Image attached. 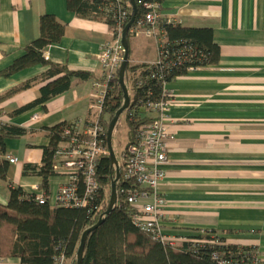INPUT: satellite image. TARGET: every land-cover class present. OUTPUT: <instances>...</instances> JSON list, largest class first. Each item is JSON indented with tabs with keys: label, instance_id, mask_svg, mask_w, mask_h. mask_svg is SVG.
Instances as JSON below:
<instances>
[{
	"label": "crops",
	"instance_id": "0c3cea01",
	"mask_svg": "<svg viewBox=\"0 0 264 264\" xmlns=\"http://www.w3.org/2000/svg\"><path fill=\"white\" fill-rule=\"evenodd\" d=\"M160 6L163 19L170 18L174 25L211 29L220 51L217 65L190 69L165 85L172 101L168 126L175 140L158 188L166 200L163 230L186 239L212 231L225 245L254 248L264 264V0H163ZM45 14L65 26L61 41L44 50L45 59L87 72L92 79L74 82L44 108L16 117L9 114L34 101L41 85L0 103V122L26 130L23 137L6 141V156L18 162L9 163L7 179H0V205L8 202L11 188L43 196L41 178L24 168L41 165L42 149L49 144L47 130L78 122L92 126L101 115L93 108V83L101 77L99 55L112 29L78 19L67 11L66 0H0V96L46 70L36 65L4 75L38 38L39 19ZM129 36L130 67L156 62L154 39ZM68 181L62 167L49 179L50 207ZM0 264L20 262L2 258Z\"/></svg>",
	"mask_w": 264,
	"mask_h": 264
},
{
	"label": "trees",
	"instance_id": "16d2710c",
	"mask_svg": "<svg viewBox=\"0 0 264 264\" xmlns=\"http://www.w3.org/2000/svg\"><path fill=\"white\" fill-rule=\"evenodd\" d=\"M162 3L163 0H149ZM135 0V21L144 14ZM67 11L78 19L103 22L115 29L112 8L105 0H66ZM113 11V12H112ZM133 16L131 5L128 6L125 26ZM133 24V25H134ZM165 33L164 52L166 59L162 67L154 64L130 67L124 75V84L132 96L130 105L122 114L125 115L128 142L125 149L136 140L138 129L150 123L145 114H151L147 108L149 102L163 98L164 85L177 77L183 76L189 69L207 68L219 63L220 51L213 39L211 29L184 28L179 25L161 23ZM65 31V26L54 16L45 14L39 19V36L24 48L23 55L5 72L11 76L36 65L46 67L37 78L14 88L0 96V103L13 95L25 91L32 85H41L38 97L31 103L12 111L9 116L16 117L36 107L45 105L68 92L74 82H85L92 75L82 71H72L65 66L48 62L44 50L58 44ZM127 35V44L129 41ZM162 68V69H161ZM123 92L118 80L110 85L103 103V112L98 123L103 128L102 144L105 151L106 133L116 112L123 105ZM107 116L106 118L104 117ZM118 123L115 126H118ZM74 124H60L47 130L48 146L42 149L41 165L26 166L25 173L39 176L42 180L43 196H48L49 179L56 175L55 156L68 137L64 130ZM114 129V130H115ZM26 130L0 122V179H7L9 162L6 156V141L21 138ZM124 149V151H125ZM119 178L116 181L117 203L111 213L105 216L110 196L106 197V188L111 190V183L116 180V169L108 155H101L96 162L97 191L85 208L50 207L48 201L40 204L36 195H27L21 188H11L8 202L0 205V259L13 258L20 264H54L55 259L63 255L65 260L76 264V255L83 233L98 223L103 216V223L90 233L84 249L81 264H217L212 259L217 254L228 264H252L257 258L254 248H237L225 245L222 239L212 231H205V245L184 243L178 247L164 246L153 240L152 236L136 228L130 217V208L123 201L122 190L132 187L122 178L118 164ZM79 194L83 193L82 181L78 183ZM47 198V197H46ZM194 241L201 236L191 238ZM221 243L220 246L213 245Z\"/></svg>",
	"mask_w": 264,
	"mask_h": 264
},
{
	"label": "built area",
	"instance_id": "2783aa9c",
	"mask_svg": "<svg viewBox=\"0 0 264 264\" xmlns=\"http://www.w3.org/2000/svg\"><path fill=\"white\" fill-rule=\"evenodd\" d=\"M110 3L115 29L112 30V38L106 42L99 55L101 77L93 83L94 104L93 108L100 115L103 111V103L110 85L118 77L120 66L123 62L124 48L121 38L124 25L127 20L129 0H105ZM138 4L144 11L143 16L130 28L129 35H144L154 39L157 46V60L153 64L162 67L166 59L164 47L166 44L165 33L161 28L163 24L174 25L170 18L163 19L160 13V4L149 0H139ZM162 69V68H161ZM190 70V69H189ZM163 98L156 102H149L147 108L152 114L150 123L141 126L134 143L130 144L122 154L120 167L122 178L131 183L132 187L121 191L123 201L130 208V217L136 228L152 236L153 240L164 246L178 247L184 243H197L205 245V231H201V239L178 238L165 234L163 230V217L166 208V200L159 194L158 188L165 180L163 169L167 160V152L174 142V135L168 126L167 113L171 107V95L163 87ZM33 120H37L35 116ZM68 137L67 142L58 149L55 162L56 171L62 167L68 176V183L59 188L55 206L64 208H85L95 195L98 185L96 181V162L103 155H108L103 148V128L96 122L92 126H83L80 122L74 123L64 130ZM10 164H16L18 160L6 156ZM82 181L83 193L79 194L78 183ZM40 204H45L48 199L37 196ZM213 245L221 246L219 242ZM257 252V251H256ZM217 264H228L217 254L212 255ZM63 255L55 259L54 264H65ZM252 264H260L257 254Z\"/></svg>",
	"mask_w": 264,
	"mask_h": 264
},
{
	"label": "water",
	"instance_id": "95a60500",
	"mask_svg": "<svg viewBox=\"0 0 264 264\" xmlns=\"http://www.w3.org/2000/svg\"><path fill=\"white\" fill-rule=\"evenodd\" d=\"M129 3H130L132 10H133V16H132L130 22L125 26V28L123 29V32H122L121 42H122V46L124 48V57H123V62H122L120 69H119V73H118V80H119V83H120V86H121V89L123 92V100L124 101H123L122 107L116 112L114 118L110 122L107 133H106V148H107V151L109 154V158L111 160V164L113 167H115L117 175H116V180L111 183L110 201H109L108 208L105 212V216H107L111 213V211L113 210L114 206L117 203L116 181L119 178V170H118V162L116 161L115 156H114L113 151H112V134H113L115 126L118 123L120 117L128 109V107L130 105L129 93H128V90L124 84V75L126 72V67L128 65V57H129L127 35H128V32H129L130 28L133 26L134 21H135L136 5H135V0H129ZM102 223H103V216L100 218V220L98 221V223L96 225H94L92 228L86 230L83 233L82 238H81V242H80V246H79V249H78V252L76 255V264L82 263L85 244H86V241H87L89 234L94 232L99 226H101Z\"/></svg>",
	"mask_w": 264,
	"mask_h": 264
},
{
	"label": "rangeland",
	"instance_id": "374dc122",
	"mask_svg": "<svg viewBox=\"0 0 264 264\" xmlns=\"http://www.w3.org/2000/svg\"><path fill=\"white\" fill-rule=\"evenodd\" d=\"M138 36H141L137 39H144V35H138ZM127 86L129 87V94H130V97L132 96V90L130 89V84L129 82H127ZM103 112V111H102ZM124 116V117H123ZM120 117V124H118V126L116 127V129L113 131V134H112V151H113V154L115 156V159L116 161L119 163L121 162V158H122V154L124 152V149L127 145V142H128V138H127V127H126V122H125V115H123ZM108 153V151H107ZM109 156V154H108ZM106 197L109 198L110 196V188H109V191L108 189L106 188Z\"/></svg>",
	"mask_w": 264,
	"mask_h": 264
}]
</instances>
